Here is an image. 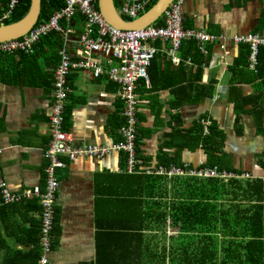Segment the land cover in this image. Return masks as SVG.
<instances>
[{"label": "crops", "instance_id": "0c3cea01", "mask_svg": "<svg viewBox=\"0 0 264 264\" xmlns=\"http://www.w3.org/2000/svg\"><path fill=\"white\" fill-rule=\"evenodd\" d=\"M183 13L186 28L222 35L223 41L206 44L200 72L198 65L187 62V45L180 49L177 64L168 55L170 43L155 42L150 84L141 80L136 85L140 173L126 171L124 152L64 157L67 164L58 168L50 264H189L187 233L172 224L170 215L163 217L170 211L165 205L172 203L171 188L178 181L166 176H160L165 181H155L150 177L158 175L147 174V168L187 162L195 168L220 166L264 179V46L253 72L248 68V46L228 38L264 32V0H186ZM84 26L75 25L64 40H69L70 51L77 49ZM42 42L29 52L36 57L24 58L21 50L0 51V176L19 194L36 188L44 193L48 186L45 152L53 139L49 110L63 46H53L48 38ZM68 82L64 126L75 145L111 146L120 141L124 103L117 97V85L82 69H73ZM203 122H209L212 135L205 133ZM151 186H164V198L150 197ZM0 208V230L13 248L7 253L28 251L17 257L37 264L31 259L41 232V198L0 201Z\"/></svg>", "mask_w": 264, "mask_h": 264}, {"label": "built area", "instance_id": "2783aa9c", "mask_svg": "<svg viewBox=\"0 0 264 264\" xmlns=\"http://www.w3.org/2000/svg\"><path fill=\"white\" fill-rule=\"evenodd\" d=\"M98 0H66L60 10H56L49 20L36 24L27 34L0 42V51L13 52L21 50L31 52L44 36L53 31H60L64 40L74 33L71 21L79 13L85 17L84 30L79 34L78 47L70 51L66 40L59 53L61 56L59 66L55 73V83L49 118L53 139L45 152L49 163L45 168L48 177L46 192L39 188L23 193L9 190L5 180L0 176V195L4 203L17 202L21 197L37 196L41 198L43 211L41 219L40 246L41 254L37 264H50V253L53 251L54 230L57 219V201L60 182L58 168L67 163L64 157L75 160L81 156L104 157L111 152H124L126 154V171L140 173L139 167L143 160L138 156V128L139 99L136 85L143 80L150 84L149 69L156 57L158 47L155 42L163 39L170 44L168 55L174 63H181L179 51L187 39L197 41L199 49L204 55L208 53L206 44L221 42L224 37L208 33L203 29L186 28L184 26L183 7L186 0H173L163 13L164 23H151L146 27L136 29H120L109 23L97 8ZM117 10L130 19L140 17L154 0H114ZM19 0H9L8 8L0 16V20L9 18L12 10ZM64 20L67 25L63 26ZM233 43L245 44L249 47L248 68L258 70L259 53L264 46V32L251 31L235 33L228 37ZM193 64L192 57L187 58ZM73 69L90 70L96 78L107 76L118 87L117 97L124 103V125L120 134L122 139L111 146L89 144L77 146L74 136L65 129L66 102L71 92L68 77ZM205 133H210L209 122H203ZM147 174L173 177H197L200 179L214 178L227 181L229 179H252L250 174H237L213 167H192L189 163L182 165L160 166L152 170L147 168Z\"/></svg>", "mask_w": 264, "mask_h": 264}, {"label": "trees", "instance_id": "16d2710c", "mask_svg": "<svg viewBox=\"0 0 264 264\" xmlns=\"http://www.w3.org/2000/svg\"><path fill=\"white\" fill-rule=\"evenodd\" d=\"M157 0H154L144 11L149 10ZM9 0H0V16L8 8ZM66 4V0H43L42 14L37 24L51 18L56 10H60ZM32 0H19L12 10L9 18L0 20V24H8L21 19L31 8ZM97 8L99 3L97 1ZM125 20H130L122 16ZM67 21L64 20L63 26ZM85 23V17L77 14L71 24ZM156 24L164 23V16H160ZM52 40L53 46L61 48L64 37L60 31H53L41 41ZM41 43V46L44 44ZM39 44L36 45V48ZM183 45L188 46L187 54H190L194 63L198 65L197 71H201L203 53L198 48L196 40L187 39ZM248 47V63H249ZM22 56L29 54L21 52ZM32 56L36 57L35 54ZM231 71V69H230ZM208 93L207 95H209ZM69 118V117H68ZM67 125V115L65 118ZM124 125V121L122 126ZM121 126V127H122ZM202 130V128H201ZM213 131L211 129L210 135ZM196 140L200 139L197 135ZM139 139V136H138ZM206 143V142H205ZM139 152V148H138ZM220 167V166H218ZM222 168V167H220ZM237 172V171H236ZM155 181H165V177L151 176ZM175 186H172V203L165 205L170 211L163 214L166 218L170 215L172 224L177 225L182 233H187V246L189 247V264H264V179H229L227 181L214 178L200 179L197 177L174 178ZM154 192L149 195L152 198H164V186H151ZM159 206L161 203H158ZM2 208L4 206L1 205ZM0 208V221L2 215ZM164 224L165 221H159ZM37 247L31 260L37 261L41 254L40 235L36 238ZM183 246H186L183 242ZM6 249V251H5ZM13 248L6 242L0 230V264H25L17 254H27L28 251L14 250L16 253H7ZM2 251H5L2 253Z\"/></svg>", "mask_w": 264, "mask_h": 264}, {"label": "water", "instance_id": "95a60500", "mask_svg": "<svg viewBox=\"0 0 264 264\" xmlns=\"http://www.w3.org/2000/svg\"><path fill=\"white\" fill-rule=\"evenodd\" d=\"M173 0H157V2L140 17L125 20L119 13L114 0H98L99 10L112 25L120 29H136L146 27L163 15L166 8ZM43 0H32V5L27 14L21 19L0 24V42L13 40L27 34L40 20ZM22 248H28L20 245Z\"/></svg>", "mask_w": 264, "mask_h": 264}, {"label": "rangeland", "instance_id": "374dc122", "mask_svg": "<svg viewBox=\"0 0 264 264\" xmlns=\"http://www.w3.org/2000/svg\"><path fill=\"white\" fill-rule=\"evenodd\" d=\"M123 16H125V15H123ZM126 17H127V16H126ZM177 177H179V176H177ZM177 177H176V178H177ZM180 178H181V177H180Z\"/></svg>", "mask_w": 264, "mask_h": 264}, {"label": "clouds", "instance_id": "9594fccd", "mask_svg": "<svg viewBox=\"0 0 264 264\" xmlns=\"http://www.w3.org/2000/svg\"><path fill=\"white\" fill-rule=\"evenodd\" d=\"M131 20V19H130Z\"/></svg>", "mask_w": 264, "mask_h": 264}]
</instances>
